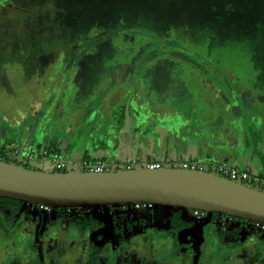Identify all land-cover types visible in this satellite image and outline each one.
<instances>
[{"label":"rangeland","instance_id":"374dc122","mask_svg":"<svg viewBox=\"0 0 264 264\" xmlns=\"http://www.w3.org/2000/svg\"><path fill=\"white\" fill-rule=\"evenodd\" d=\"M181 1L128 0L130 7H132L131 9L137 10L141 15L151 16L158 14L169 15L170 9L166 4L174 6L175 2L179 6ZM96 2L97 0H0V57H9L10 59L22 57L24 59L27 58L28 63H35L36 65L32 68L28 66L27 75L31 77L30 73L36 74L35 71L38 68L43 69L44 65L47 67L48 64H52L50 61L53 63L58 62L60 72L58 76L61 86L65 79L71 82V78H78L73 87L68 86L66 90L59 88L60 94L62 93L61 98L58 96L59 104L57 102L55 105L52 99V107L51 109L49 108V111L47 103L40 106V119L37 121L40 122L46 118L49 121L45 123V127L53 128V131L58 130L56 133H59V135L66 128L76 127L73 131L75 140L79 141L80 136L82 139L79 153L75 156L77 165H69L65 171H81L82 167L80 164L85 159L117 160L125 159L126 157L146 159L142 150H139L138 147L141 143L137 140L133 141V137L138 134L141 135L146 130L156 134L159 129V123H157L158 117L155 113H158L159 103L162 102L178 106V108L181 106L180 109L184 113L203 117L208 129L213 130L215 126V128L230 132L229 129L221 126L222 119L227 121V114L222 116L219 121L216 120L218 119V113L214 112L218 108L220 110L221 108H226L225 111L229 109H227L223 99L220 98L221 94L217 91V88L210 84L209 81H206V79L202 82L199 81L200 71L206 66H200L192 57V53L185 50L186 48L182 46L184 45L182 38L174 43L175 47H171L169 43L165 42L157 44V39L161 38L163 34L161 33L159 37V35H155L156 32H153L151 38L155 47L154 45L149 46L145 53L146 57L140 60L134 59V62L132 60L129 61V56L125 57L122 55L126 52L122 49V45L126 44L124 32L121 33L120 30L118 33L109 32L106 34L103 33L106 28L100 24H91L92 12L90 13V10ZM97 8L100 10L102 6ZM159 8L160 10H158ZM105 9L104 7L101 13ZM178 11L174 10V14H177ZM175 40H177L176 37ZM179 42L182 48L179 47ZM185 43L187 42L185 41ZM54 52H56L55 55ZM80 58H85L84 67L80 66ZM198 58L203 60L201 55ZM195 70L198 71L195 72ZM107 91H109L108 95L106 94L108 100L104 101V105L108 106V115L116 112H113L115 109L113 104L118 100L117 107H124L125 103L131 104H125L129 113L124 112V115L128 119L127 127L134 129L136 125L138 126L134 131L126 128L127 137L137 144L136 147H128L127 144L123 146L129 140L123 139L117 134L111 135L107 133L101 136L100 139L95 138V140H98L97 144L99 145H103L105 139L112 140L114 148L108 149L103 146H96L97 150H93L92 140H90L88 134L94 128L93 122L95 118L101 117L100 119L103 121L100 113L96 111V106L99 102L98 98ZM149 100L154 102L152 104L157 108L152 114L150 109L147 110V106L142 105L143 103L147 104ZM62 103H64L63 107L60 105ZM132 106H135L137 112H134L135 109L133 110ZM80 108L84 109V114L81 115V120H78ZM68 116L72 119V124L66 122ZM137 116H140V121L134 124L131 120L134 117L135 121ZM120 118L126 120L121 115L118 119ZM171 119L175 122L174 124L179 122L184 125L185 123L181 114L177 112H171ZM74 120H77L76 123ZM168 131L171 132L172 130L169 129ZM131 133L136 134L133 135ZM89 140L91 142H88ZM95 140L93 139L94 142ZM168 143L163 147H155V150L151 146L153 152L150 153L149 157L160 161L162 167L173 165L175 168H181L182 162L197 160H192L184 147L179 148V145L177 147L172 140V136H170ZM88 144L92 146L88 147ZM61 151L66 158H70L71 155H68L66 149L61 148ZM208 156L211 157V160H205L204 158H202L204 161L202 159L198 160L201 161L205 171L215 172V165L218 163L219 155L215 151H210ZM0 159H5L33 170L56 171L54 164L48 158L37 159L36 161H21L9 150L2 155L0 149ZM125 207L124 214L126 216L130 219H136L135 216L140 219H146L149 225L157 231H167L171 228L170 218L175 209H178L182 219L192 221L196 225L199 223L198 218L189 209L154 205L151 211L135 212L132 205ZM57 209L59 208H53L50 216L55 217ZM121 209V206H111L82 208L80 210H83L86 215L82 221L88 225L87 230L94 229L91 223L98 220L102 226V241L117 244L120 238L115 233L116 221L114 215L119 214ZM72 210L74 213L79 211L78 208H73ZM211 217V215L205 214L203 222L211 219ZM234 220L233 224L237 221L236 219ZM248 228L250 231H254L255 224L252 222V228L250 225ZM83 230L85 229L83 228ZM83 230L81 231L82 235L84 233ZM200 232L199 226L188 230L191 235L193 264H198L197 259L199 257L205 264H252L248 260L249 254L247 253H245V256H233V258L226 252L221 254L218 252L212 257L206 256V254L204 256L202 252L204 243L202 240L199 241L198 238ZM261 234V236H264V232H261ZM92 239L94 240L95 238H91V243L93 242ZM74 241L76 240L66 239L57 242L55 238H35L30 240L27 235L18 236V238L14 239H5L0 236V264H83L81 255L83 252L85 253L86 245L82 239L79 242ZM97 243H100V241H97ZM199 248L201 249L200 254ZM230 254L233 255V252ZM134 260V258H130L129 262ZM256 262L264 264V256Z\"/></svg>","mask_w":264,"mask_h":264},{"label":"flooded vegetation","instance_id":"af4514ba","mask_svg":"<svg viewBox=\"0 0 264 264\" xmlns=\"http://www.w3.org/2000/svg\"><path fill=\"white\" fill-rule=\"evenodd\" d=\"M55 53L56 52H54V55ZM81 59L84 60L85 58H80V60ZM191 60L193 59L191 58ZM50 62L52 64H48L47 67L44 65L43 69H37L38 73L44 76L43 79L50 72H52L53 75H60L58 62ZM196 62L202 66L199 60H196ZM197 71L195 70V72ZM200 72L199 81L202 82L206 79V81H209L210 84L217 88V91L221 94L220 98L223 99L224 104L227 109H229L225 111L226 108H223V110L220 107L221 110L218 108L214 111L218 113V119L216 120L219 121L222 116L227 114V121L222 119L221 126L229 129V125L232 124L237 117L240 123H243L244 127L248 129L246 131L254 135V137L259 141H263L264 98L251 93V91H249L242 84H233L232 79H229V77H227L229 75H226L225 73H219V71L217 72L211 68L208 69L207 67L201 69ZM57 78L59 80V76ZM44 83H46V80ZM60 87L61 83H58V87L55 92L59 93ZM43 90L45 91L44 88ZM109 91L105 92L103 96L98 98L100 103H97L96 111L100 113L103 121L100 119L101 117L95 118L93 122L94 128L91 129L90 135L100 139L101 136L107 133L111 135L117 134L119 137L131 141L132 139L127 137L128 132H126V128L134 131L138 126L136 125L134 129L129 126L127 127L126 123L128 119L125 117L124 112H127V105L125 104L129 103H125L124 107H117L119 102L118 100L115 104H113L115 108H113V112H116L112 115H108V106L106 107L104 105V101L108 100L106 94L108 95ZM198 96L200 97V95ZM152 103L154 102L149 100L147 104H142L147 106V110H151V114L157 109ZM60 105L63 107L64 103ZM132 108L133 110L135 109L134 112H137L135 106H132ZM80 109V112L82 113L81 115H83L84 109ZM117 109L119 110L117 111ZM211 112L214 113L213 111ZM120 115L126 118V120L124 118V120L121 118L118 119ZM155 115L158 117L157 123H159V129L156 133L163 132L164 130L168 131L170 129L169 125L172 123V121L169 120L171 114L164 111V109H162L159 105L158 113H155ZM140 116H137L135 121L133 117L131 121H133L134 124L136 122L139 123ZM145 132L149 135L154 134V132H148L147 130ZM143 134L144 133L141 135H135L133 137V141L138 139L137 137L139 136L142 137ZM23 205H27L29 209L27 211H23ZM121 208V212L114 215L116 221L114 228L115 233L120 238L117 244L102 241V226L98 220L91 223L94 229L91 228V230H87L88 225L82 221L83 217L86 216L83 210L79 209V211L74 213L72 210L73 208L67 210L58 209L56 211V216L53 217L50 216L53 212L52 209L45 211L37 204L25 203L21 201H0V210H3L2 215L0 214V216H3V219L1 220L4 222L2 227L0 226V230L5 231H0V236L5 239H14L18 238V236L27 235L30 240L35 238H55L57 242L66 239L76 240L74 242H79L82 239L83 243L86 245V251L81 255L83 264H193L191 235L188 233V230L195 226H199L201 232L199 233L198 238L199 241L202 240L204 243V249L202 250L204 256L206 254V256L209 255L212 257L218 252L220 254L226 252V254H229L230 257L233 258V256H245V253H247L249 254V257L247 256L248 260H250V263L252 264L264 256V243L255 244V242H251L249 239L241 236L242 228H240V225L236 226L238 221L233 224V221H235L233 217L227 215H217L211 217L209 221L203 222L204 215L201 214L202 211L195 214V210H192L193 215L199 220L198 225H196L193 224L192 221L182 219L178 209H175L170 218L171 228L167 231H157L154 227L149 225L146 219H140L137 216H135L136 219H130L126 216V214H124L126 207L121 206ZM153 208L154 206L152 208L133 210L135 212H148ZM239 223H244L247 226L250 225L252 228V222L239 221ZM253 223L255 224L256 222ZM83 228L85 230H83ZM82 230L84 232L83 235L81 233ZM261 232L264 231H261L255 226V230L250 233L254 234L255 237H259L262 235ZM91 238H95L94 240L92 239V243ZM96 240L100 241V243H97ZM232 252L233 255L230 254ZM200 253L201 249L199 248V254ZM130 258H134L135 260L133 262H129ZM197 260L198 264H205L202 260H200V257ZM258 263L259 262H256V264Z\"/></svg>","mask_w":264,"mask_h":264},{"label":"water","instance_id":"95a60500","mask_svg":"<svg viewBox=\"0 0 264 264\" xmlns=\"http://www.w3.org/2000/svg\"><path fill=\"white\" fill-rule=\"evenodd\" d=\"M35 116L31 125L42 127L47 119L37 122L40 116ZM243 133L238 131L235 136L234 150L238 155L250 147ZM126 144L128 147H136L132 140L123 146ZM20 145L44 144L24 142ZM103 146L114 148L112 140L108 139L103 141ZM69 159L75 160L73 156ZM0 198L59 209L151 203L264 224L263 190L234 182L214 172L170 166L154 170L142 168L102 173L82 170L47 172L0 159Z\"/></svg>","mask_w":264,"mask_h":264},{"label":"trees","instance_id":"16d2710c","mask_svg":"<svg viewBox=\"0 0 264 264\" xmlns=\"http://www.w3.org/2000/svg\"><path fill=\"white\" fill-rule=\"evenodd\" d=\"M129 3L128 0H97L90 10L91 24L106 28L103 33L120 30L125 33L126 44L122 49L126 52L122 55L129 56V61L146 57L149 46L155 47L151 38L153 32L159 37L163 34L157 44L165 42L171 47L182 38V46L203 66L229 75L233 84H242L264 98V0H182L179 6L175 2V7L166 4L169 15L156 16L141 15L131 9ZM174 10L179 11L174 14ZM200 55L203 60L198 58ZM84 64L85 60L81 59L80 66ZM0 149L2 155L7 151ZM0 201L19 202L7 198ZM217 215L211 214L212 217Z\"/></svg>","mask_w":264,"mask_h":264},{"label":"crops","instance_id":"0c3cea01","mask_svg":"<svg viewBox=\"0 0 264 264\" xmlns=\"http://www.w3.org/2000/svg\"><path fill=\"white\" fill-rule=\"evenodd\" d=\"M3 56L5 55L3 54ZM35 65V63H28L27 59L22 57H13L12 59L9 57H0V148L10 150L24 142H40L46 147L60 152H62L61 148H64L68 151V155L73 156L75 159L82 144L81 136L79 137V141L75 140L73 131L76 127L71 126L70 129L66 128L59 135V133H56L58 130L53 131V128L49 129L45 127V123L49 120H46L42 127L40 125L38 126V124L31 125V121L36 118L35 115L40 114V106L47 103L49 111V108L51 109L52 107V99L56 105L58 98H61L62 94L55 92L59 80L57 78L58 76L53 75L52 72L48 73L44 79V76L37 73V70L35 71L36 74L30 73L32 77L27 75L29 67L32 68ZM45 80L46 83H44ZM67 80L65 79L63 81V85L61 86L62 90H66L68 86L73 87V84L78 81V78H71V82ZM159 105L162 109L168 110L166 112L170 114L171 112L180 113L185 123L183 125L178 122L176 125L170 117L169 120L172 123L169 125V128L172 130V133L164 130L163 132H157L151 135L144 132L142 137L139 136L140 138L136 139L141 143L138 147L139 150H142L143 156L146 159L153 160L149 157L150 153L153 152L151 146H153L154 150L155 147H163L169 144L168 140L172 136V140L176 146L178 147L179 145V148L184 147L192 160L197 159L199 161L198 159L202 158L211 160V157L208 155L210 151H215L219 155L217 162L225 160L238 167L253 170L264 175V140L259 141L254 135L246 131L248 129L244 127L243 123H240L237 117L229 125L230 132L215 128V126L211 130L204 123L203 117L184 113L180 109L181 106L178 108V106H172L166 102L159 103ZM127 109L126 111L129 113ZM81 114L80 112L78 120L82 117ZM66 122L72 124V119L68 116ZM238 131H243L250 142V147L246 148L242 155L236 154L234 150L235 136ZM88 137L92 140L93 150H97L96 146H103L97 144L98 140H95V136L90 135V133ZM90 140L88 142H91ZM134 145L137 146V144ZM91 146L88 144V147ZM22 209L23 211H27L29 207L23 205ZM2 212L3 210H0L1 215ZM1 219H3V216H0V226L2 227L4 222ZM239 225L242 228L241 236L249 239L251 242H255V244L264 243V236L260 235L259 237H255L254 234L250 233L251 231H249L246 224L238 222L236 226Z\"/></svg>","mask_w":264,"mask_h":264},{"label":"built area","instance_id":"2783aa9c","mask_svg":"<svg viewBox=\"0 0 264 264\" xmlns=\"http://www.w3.org/2000/svg\"><path fill=\"white\" fill-rule=\"evenodd\" d=\"M10 153H12L19 160L26 161H36L37 159L48 158L55 166L58 172H65L66 168L71 166H76L75 160H70L64 156L60 151L50 149L45 145H19L11 148ZM82 171L87 172H109L115 170H136V169H160L162 168V163L158 160H140L135 157H126L125 159L117 160H106V159H85L81 162ZM170 167H174L170 165ZM181 168L188 170H204L201 161H184L181 164ZM212 172V171H210ZM217 175L232 180L234 182H239L254 188H258L264 191V175L258 174L255 171L248 170L242 167H238L229 163L228 161H221L215 165V172ZM42 210L49 211L53 208L45 205H39ZM133 209H146L152 208L154 205L151 203H136ZM200 213V211L195 210V214ZM205 215V212L201 213ZM255 226L261 231H264V224L255 223Z\"/></svg>","mask_w":264,"mask_h":264}]
</instances>
